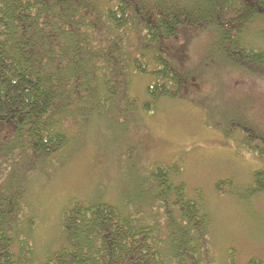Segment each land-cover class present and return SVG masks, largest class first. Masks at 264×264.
<instances>
[{
    "label": "trees",
    "instance_id": "16d2710c",
    "mask_svg": "<svg viewBox=\"0 0 264 264\" xmlns=\"http://www.w3.org/2000/svg\"><path fill=\"white\" fill-rule=\"evenodd\" d=\"M253 21L264 25V0H0V264H212L209 214L176 180L177 165L150 170L160 212L72 200L41 254L24 189L66 156L74 126L137 109L134 76L147 79L145 113L182 95L184 64L170 49L182 29L207 28L214 53L264 70V26L250 41ZM241 133L264 153L263 137ZM243 190L264 194V171Z\"/></svg>",
    "mask_w": 264,
    "mask_h": 264
},
{
    "label": "rangeland",
    "instance_id": "374dc122",
    "mask_svg": "<svg viewBox=\"0 0 264 264\" xmlns=\"http://www.w3.org/2000/svg\"><path fill=\"white\" fill-rule=\"evenodd\" d=\"M263 26L251 23L250 41L259 39ZM210 40L207 28H185L172 42L170 49L184 64L182 95L161 99L145 113L139 105L147 79L134 76L130 96L137 109L114 121L94 118L74 126L66 156L30 174L24 192L34 224L29 236L39 254L57 241L61 213L72 200L131 201L144 213L160 212L148 193L150 170L174 164L188 196L199 194L205 203L212 264L250 258L264 263V194L247 197L243 190L253 172L264 171V153L247 149L241 133L264 138V70L241 68L237 60L214 53ZM217 181H225L221 191Z\"/></svg>",
    "mask_w": 264,
    "mask_h": 264
}]
</instances>
